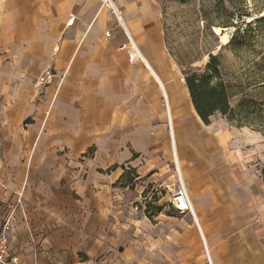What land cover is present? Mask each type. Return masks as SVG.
I'll return each mask as SVG.
<instances>
[{"label": "crops", "instance_id": "obj_1", "mask_svg": "<svg viewBox=\"0 0 264 264\" xmlns=\"http://www.w3.org/2000/svg\"><path fill=\"white\" fill-rule=\"evenodd\" d=\"M115 5L124 28L98 0H0L10 252L18 264H264L255 135L197 114L154 0ZM175 167L194 217L170 207Z\"/></svg>", "mask_w": 264, "mask_h": 264}, {"label": "rangeland", "instance_id": "obj_2", "mask_svg": "<svg viewBox=\"0 0 264 264\" xmlns=\"http://www.w3.org/2000/svg\"><path fill=\"white\" fill-rule=\"evenodd\" d=\"M164 46L179 68L202 73L210 55L218 58L229 85V110L209 120L253 133L248 146L253 167L264 183V0H154ZM254 24V34L228 42L238 26ZM219 28L217 31L216 29ZM227 37L225 41L222 36Z\"/></svg>", "mask_w": 264, "mask_h": 264}, {"label": "trees", "instance_id": "obj_3", "mask_svg": "<svg viewBox=\"0 0 264 264\" xmlns=\"http://www.w3.org/2000/svg\"><path fill=\"white\" fill-rule=\"evenodd\" d=\"M261 21H249L244 28L238 26L228 43L234 45L238 37L253 36L254 24ZM218 66L217 56L210 55L202 73L182 70L193 107L204 122H208L215 112L225 114L229 110L231 92Z\"/></svg>", "mask_w": 264, "mask_h": 264}, {"label": "built area", "instance_id": "obj_4", "mask_svg": "<svg viewBox=\"0 0 264 264\" xmlns=\"http://www.w3.org/2000/svg\"><path fill=\"white\" fill-rule=\"evenodd\" d=\"M101 4L110 8L117 24L124 28L122 10L115 5L117 0H98ZM127 44L121 45L120 49L131 50L130 58L133 59L138 56V50L133 39L126 33ZM46 79L44 76L40 78L41 82ZM177 188L171 196L170 207L178 211H189L193 215L191 201L189 199L186 187L182 181L178 169L175 167ZM11 206L9 207V209ZM9 230H10V216L8 215L0 226V264H18V257L12 254L9 250ZM209 262V261H208ZM210 264V262H209Z\"/></svg>", "mask_w": 264, "mask_h": 264}, {"label": "bare ground", "instance_id": "obj_5", "mask_svg": "<svg viewBox=\"0 0 264 264\" xmlns=\"http://www.w3.org/2000/svg\"><path fill=\"white\" fill-rule=\"evenodd\" d=\"M217 31L219 30V28L216 29ZM227 37H225L224 35L222 36V40L225 41Z\"/></svg>", "mask_w": 264, "mask_h": 264}]
</instances>
